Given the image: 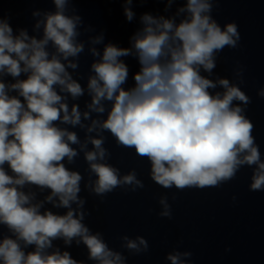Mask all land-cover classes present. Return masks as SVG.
I'll list each match as a JSON object with an SVG mask.
<instances>
[{
    "label": "clouds",
    "instance_id": "clouds-1",
    "mask_svg": "<svg viewBox=\"0 0 264 264\" xmlns=\"http://www.w3.org/2000/svg\"><path fill=\"white\" fill-rule=\"evenodd\" d=\"M119 2L132 23L133 4L148 0ZM155 2L167 15L141 13L126 47L106 43L103 31L90 35L96 29L85 24L75 0L33 9L31 32L0 15V264H85L68 250L73 244L85 246L94 264H127L123 252L84 222L90 213L82 182L101 198L118 188H144L135 169L121 174L108 162L105 133L146 158L151 180L164 189L219 188L247 166L249 190L264 192V159L246 115L252 101L240 87L245 69L237 64L234 80L214 72L219 54L239 46L238 25L214 18L218 0ZM85 52L92 60L82 85L74 74ZM129 57L139 66L131 86ZM257 95L264 98V88ZM81 155L86 181L68 167ZM158 203V215L171 219L168 196ZM119 239L132 255L149 251L143 236ZM192 256L173 249L165 259L192 264Z\"/></svg>",
    "mask_w": 264,
    "mask_h": 264
}]
</instances>
